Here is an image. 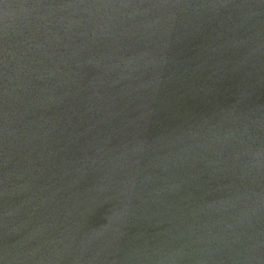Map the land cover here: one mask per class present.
<instances>
[{
  "label": "water",
  "instance_id": "obj_1",
  "mask_svg": "<svg viewBox=\"0 0 264 264\" xmlns=\"http://www.w3.org/2000/svg\"><path fill=\"white\" fill-rule=\"evenodd\" d=\"M0 264H264V0H0Z\"/></svg>",
  "mask_w": 264,
  "mask_h": 264
}]
</instances>
